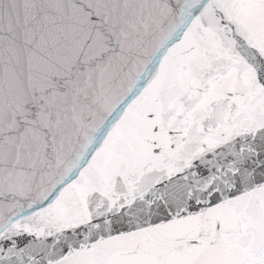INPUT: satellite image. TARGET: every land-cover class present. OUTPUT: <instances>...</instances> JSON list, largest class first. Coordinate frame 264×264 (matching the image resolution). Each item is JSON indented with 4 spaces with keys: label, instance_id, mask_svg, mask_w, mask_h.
Instances as JSON below:
<instances>
[{
    "label": "snow or ice",
    "instance_id": "snow-or-ice-1",
    "mask_svg": "<svg viewBox=\"0 0 264 264\" xmlns=\"http://www.w3.org/2000/svg\"><path fill=\"white\" fill-rule=\"evenodd\" d=\"M0 264H264V0H0Z\"/></svg>",
    "mask_w": 264,
    "mask_h": 264
}]
</instances>
